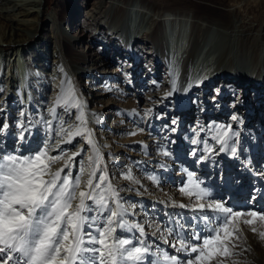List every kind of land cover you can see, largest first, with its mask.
I'll list each match as a JSON object with an SVG mask.
<instances>
[{"label": "bare ground", "instance_id": "obj_1", "mask_svg": "<svg viewBox=\"0 0 264 264\" xmlns=\"http://www.w3.org/2000/svg\"><path fill=\"white\" fill-rule=\"evenodd\" d=\"M175 2L82 0L79 5L78 0H57L48 13V0H0V16L11 29L7 34L9 39L0 42V53L13 48L6 56L0 55V73L3 72L1 76L4 78V82L0 83V124L9 125L0 134V150L12 151L19 147L22 154H28L26 150L42 147L49 142L52 134L44 136L43 132L49 133L45 121L52 119L49 109L55 102L27 100L23 54L29 56L27 61H32V64L41 63L42 71H49L54 77L67 74L66 85L71 82L83 104L87 126L88 118H93L89 122L93 127L88 126L91 131L94 126L98 129L106 126L104 122H98L100 114L94 115L88 109L92 101L97 102V99L121 90L124 95L132 96L136 106L141 102L146 110L150 107L161 114L168 113L169 123L162 127V133H168L176 140L185 141L183 135L189 130L201 136L209 129L217 137L227 131L230 142L239 137L238 133L246 138L253 136L254 139L257 135L259 146L263 148L264 128L252 127L251 122L264 117V0H221L219 5L206 7H178ZM62 6L65 13L61 16ZM222 15L227 16L226 22L221 19ZM46 18L50 26L44 28L39 40L34 42ZM149 49L151 51L147 52ZM29 50H33V57ZM205 57H208L206 61ZM125 62H128L126 66ZM198 65L206 66L205 72L209 74L200 82L193 80ZM164 75L166 77L162 81L160 77ZM82 82L104 84V87L99 85L95 92L91 89L93 97H85L81 92ZM46 84L45 81L43 85ZM137 97L139 101L136 102ZM194 97L199 100H193ZM229 101L232 104H223ZM107 105V108L112 107ZM193 108L197 111L191 114ZM230 114L231 122L240 123V126L245 124L247 130L236 132L231 124L221 122ZM186 122H191L192 126ZM155 124L160 126L163 122L156 120ZM14 131L17 134L12 135ZM21 132L25 135L23 142L18 139ZM92 133L98 145L96 133ZM156 136L158 139L153 138L151 142L162 144L163 155L176 156L177 162L186 160L183 157L184 145L178 147L175 142L174 146L179 149H169L166 144L169 137ZM198 141L193 144L194 148ZM214 141L217 145L213 143L211 149L221 147L216 138ZM85 144L87 147L88 144ZM61 147L73 150L72 144ZM86 147L78 145L74 150ZM100 150L105 158L106 148ZM197 153L199 150L187 157L189 162L196 160ZM216 155L219 158L211 163L210 172L213 177V171L220 170L216 179L219 177L222 186L217 190L222 195L237 191L230 182L235 179L223 180V168L224 165L225 168L229 166L227 158L230 155L220 150ZM244 155L242 151L239 157ZM81 156H77L76 160L79 161ZM206 159L207 156L204 157ZM204 160L198 159L199 163ZM54 167H60V164ZM196 170L201 175L206 174L202 168ZM245 171L243 169V173ZM240 175H245V179L235 182L245 185L242 189L245 193L252 186L257 187L245 173ZM259 180L264 182L262 178ZM263 191V188L255 191V201H260ZM261 209L264 207L261 206Z\"/></svg>", "mask_w": 264, "mask_h": 264}, {"label": "snow or ice", "instance_id": "obj_2", "mask_svg": "<svg viewBox=\"0 0 264 264\" xmlns=\"http://www.w3.org/2000/svg\"><path fill=\"white\" fill-rule=\"evenodd\" d=\"M57 108L70 116L75 109V122L66 121ZM49 114L52 119L45 124L49 133H54L49 142L26 150L28 154H22L19 147L0 150V264H224L220 257L236 255L232 249L237 247L234 240L239 239V229L233 221L240 217H251L242 221L248 225L256 219L264 221V210L229 206L189 174L188 184L180 191L195 196L191 211L205 213L207 209L215 215L194 218L205 221V227L191 233L181 226L171 243L168 237L174 230L166 228L167 235L161 233L160 238L174 252L159 246L154 249L144 238V225L131 219L134 205L125 201L122 190L113 184L70 81ZM53 121L58 127H53ZM8 127L7 123L0 124V133ZM77 137H83L89 146L87 162L81 156L86 149L61 147ZM18 139L25 140L23 132ZM217 139L220 151H225L228 132L223 131ZM230 151L233 156L237 154L236 147ZM77 156H81L79 161ZM57 164L60 167H54ZM124 178L135 182L130 171ZM150 179L158 183L157 177ZM255 200V196L250 198V202ZM260 235L264 239V233Z\"/></svg>", "mask_w": 264, "mask_h": 264}, {"label": "rangeland", "instance_id": "obj_3", "mask_svg": "<svg viewBox=\"0 0 264 264\" xmlns=\"http://www.w3.org/2000/svg\"><path fill=\"white\" fill-rule=\"evenodd\" d=\"M56 2L57 0H48L46 12L49 13L52 11ZM81 2L82 0H78L79 5H81ZM175 4V6L178 7H192L198 5L206 7L207 5H219L221 4V0H176ZM63 7L64 6L60 9L61 16L65 13V9H63ZM61 16H59L60 20H62ZM220 17L226 22L227 16L222 15ZM79 20H81V18ZM47 21L48 20L46 18V20L42 22L39 35L34 42L39 40L43 31H45L44 28H49L50 22ZM78 23H80V21ZM10 32L11 29L8 28L7 22L0 16L1 43L9 39V35L7 34H10ZM85 45L86 44L83 45V48H85ZM12 49L13 48H9L4 51V53H0V55L3 57L6 56ZM150 51L151 49L147 52ZM29 53L31 54V57H33V50H29ZM28 58L29 56L27 54L26 56L25 54L21 55V59L25 64L24 78L27 85V93L25 94L27 100L35 102L44 100V103L55 102L62 90L67 87V74L65 75L62 73L59 77H54L49 71H42L41 63L37 64L35 62L32 64V61H27ZM207 58L208 57H205L204 60L206 61ZM204 60L203 62L205 63ZM143 62L145 63L144 59ZM127 63L128 62H125V66ZM205 67L206 66L203 67V65L197 66L193 80L200 82L201 78L209 75L205 72ZM60 70L62 69L60 68ZM2 74L3 72L0 73V83L4 82V78L1 76ZM165 77L166 76L164 75V77H160V79L163 81L165 80ZM45 81L47 84L44 86L43 84ZM81 84V92L84 93L83 95L85 97H89V95L90 97H93L92 94H90L91 89L95 92V89L98 88L99 85L100 87H104V84L94 85L93 83L87 84L85 82H82ZM107 87H109V84ZM112 93L113 94L108 97H101L100 99H97V102L92 101V104L88 108L92 114L101 115V120H98L99 123L104 122V124H106V126L102 129H98L94 126L95 129L92 131L96 133L95 136L98 140L99 148H106L104 165L107 166L108 173L112 178L113 184L118 189L122 190L120 192L121 197L129 204L134 205V208H132L131 211L135 214L131 217V219L144 225V238L152 243L154 249L159 246L160 248L168 249L170 252H174V250L170 249L169 245L164 244L163 240L160 238L161 233L167 235L165 231L166 228L170 227L174 230V235L168 237L169 242L171 243L175 238V231L179 230L181 226H183L186 233H191L194 229H203L205 227V221L194 218L204 214L209 216L215 215V213L209 212L207 209L205 210V213L191 211V206L196 203L195 196L189 197L180 191L181 187L188 184L189 174H192L193 178L200 182L201 187L210 188L213 191L215 198L226 200L229 206H234L236 209L264 210L261 209V206L264 207V191L260 195V201L250 202V198L252 196L257 197L255 191H258V189L261 188L264 189V182L261 183L259 180L262 178L264 181V146L263 148H260L257 135L256 139H254L253 136L249 135V137L246 138L243 134L238 133L239 137H236L233 142L228 140V148L225 152L230 155L227 158L229 160V166L225 168L224 165L223 180L229 181L230 178L235 179L234 181L230 180V182L235 185V190L237 191L233 190V192L229 194L226 193L222 195L223 193L221 194L219 193V190H217L221 188L222 182L219 183V177L216 179L217 174L220 176V170L213 171L215 172L213 173V177L210 172L212 169L211 163L213 160H217L219 158L216 153H218L221 148L218 146L215 149H211V145L216 141H214V139H217V135H214L215 133L211 134L208 129L201 136H197L196 131L189 130L186 135H183L185 141H181L182 139L180 138L179 140L177 138V141L170 134H165V132L162 133V127L169 123L168 113L161 114L156 112L154 109H150V107H147L149 110H146L143 108L141 102H138V106H136L135 101L131 100L132 96L124 95L121 90H115ZM193 100L198 101L199 99L198 97H194ZM137 101H139L138 97L136 98V102ZM107 103L109 104L107 106L112 105V107L107 108ZM226 103L232 104V101L223 102V104ZM220 106H222V104ZM71 111L73 113L71 116L67 112H64L62 108H60V111L57 112L66 121L74 123L76 110L72 109ZM196 111L197 108H193L191 110V114ZM66 116L68 117L66 118ZM231 117L232 115L230 114L227 119L222 118L221 122H225V125L231 124V128L236 132H239L240 130L241 132L247 130L248 127L245 124L240 126V123L238 124L235 121L231 122ZM261 118L263 119L261 120L260 118H257L252 121L251 126H260L261 128H264V117ZM156 120H160L163 124L157 126L155 124ZM88 121H93V118H88ZM89 122L88 126L91 127L92 124L90 123L89 125ZM186 124L190 127L192 126L191 122H186ZM55 125H58L57 121H53L54 128ZM43 133L44 136L50 135V133ZM15 134H17V132L14 131L12 135ZM159 134L163 137H169L166 139V144H168L169 149H176L184 145L185 148L183 157H186V160L184 159V161L180 160V162H177L176 156L174 158V156L163 155L162 144L160 142V144H152L151 142L153 138L158 139L156 135ZM51 135L54 136V133ZM197 139H199V141L197 147L194 148L193 144ZM175 142H177L178 147L174 146L176 144ZM201 144L202 147H200ZM214 144L217 145V143ZM78 145L86 147L85 139L83 137H79L78 139L76 138L73 141L72 149H75ZM87 147V151L82 155L85 162H87L86 157L91 154L89 147ZM231 147H236L237 149V154L235 156L231 154ZM197 150H199V153H197L196 160L193 159L194 161H192V163L189 162L187 157L189 158L190 154L193 152L196 153ZM242 151L245 153L243 158L239 157ZM206 156L207 159L204 160V157ZM198 159L204 161H200L199 163ZM112 160H115V162ZM198 168L206 170V174H199L196 170ZM243 169L246 170L244 173L246 176L250 177L252 184L257 185V187L252 186L247 193L242 190L245 188V185L242 182H235L243 181V179H245V175H240V173L244 174ZM249 170L251 172H247ZM65 171H67V169H65ZM129 171L135 178V182L124 178V175ZM75 173L76 169H73V174L75 175ZM152 176L158 178V183H155L152 179H150ZM210 180H212V182ZM246 190L247 188L245 191ZM180 204H185L189 207L181 208L179 207ZM125 206L127 207L128 204ZM258 206H260V208ZM244 219L252 218L240 217L233 221V225L239 229V239L234 240L237 247L232 249L236 255L220 257L219 259H222L224 264H264V239H262L260 235L261 233H264V221L256 219L251 225H248L242 222ZM188 225H193V227H188ZM158 228L160 231H157ZM253 229H255V232ZM175 254L181 257L184 255L183 253Z\"/></svg>", "mask_w": 264, "mask_h": 264}, {"label": "water", "instance_id": "obj_4", "mask_svg": "<svg viewBox=\"0 0 264 264\" xmlns=\"http://www.w3.org/2000/svg\"><path fill=\"white\" fill-rule=\"evenodd\" d=\"M174 85H175V84L172 85L173 88H174Z\"/></svg>", "mask_w": 264, "mask_h": 264}]
</instances>
